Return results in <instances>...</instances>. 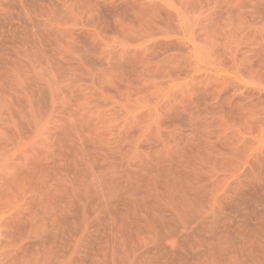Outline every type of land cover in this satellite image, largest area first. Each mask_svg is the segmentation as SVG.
Masks as SVG:
<instances>
[{"label":"rangeland","instance_id":"374dc122","mask_svg":"<svg viewBox=\"0 0 264 264\" xmlns=\"http://www.w3.org/2000/svg\"><path fill=\"white\" fill-rule=\"evenodd\" d=\"M0 264H264V0H0Z\"/></svg>","mask_w":264,"mask_h":264}]
</instances>
